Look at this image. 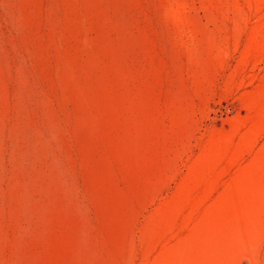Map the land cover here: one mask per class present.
I'll return each instance as SVG.
<instances>
[{"label":"rangeland","instance_id":"374dc122","mask_svg":"<svg viewBox=\"0 0 264 264\" xmlns=\"http://www.w3.org/2000/svg\"><path fill=\"white\" fill-rule=\"evenodd\" d=\"M0 264H264V0H0Z\"/></svg>","mask_w":264,"mask_h":264}]
</instances>
